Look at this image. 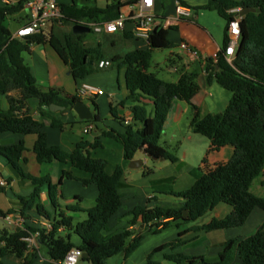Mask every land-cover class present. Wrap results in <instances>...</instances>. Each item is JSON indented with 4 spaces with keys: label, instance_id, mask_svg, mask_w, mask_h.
Listing matches in <instances>:
<instances>
[{
    "label": "trees",
    "instance_id": "16d2710c",
    "mask_svg": "<svg viewBox=\"0 0 264 264\" xmlns=\"http://www.w3.org/2000/svg\"><path fill=\"white\" fill-rule=\"evenodd\" d=\"M25 1L22 0L13 7L5 6L0 1V92L7 95L12 91L20 92V97L17 98L8 95L9 109L0 108V133L36 134L34 152L38 162H70L88 173L89 177L80 179L72 171L64 170L62 179H78L85 185L94 184L98 188V196L91 208L84 209L79 205L69 204L61 210L59 199L62 197V179L59 183H53L50 175L38 177L30 174L26 169L24 152L27 148L24 141L0 146V155L7 160L14 175L28 180L34 187L30 195L18 196L20 213L26 218L25 226L20 231L0 228V257L15 256L22 264H36V257L41 253L47 261L39 264H61L67 253L73 247H78L88 254L81 260L89 264H110L109 259L120 253H124L127 258L140 246L144 231H138L137 228L110 231L109 228L110 219L122 206L123 195L119 187L124 177L123 166L118 165L113 173H108V160L92 155L93 149L102 146L99 141L82 140L73 151H67L59 145H50L45 121L36 119L30 113H23L30 99H37L40 107L50 108L52 104L65 106L62 114L72 110L74 103L81 100L76 94H66L60 88H42L37 84L23 57V53L29 51L32 44L49 43L68 65L75 79H84L97 69L98 61L104 56L101 44L87 46L84 41L87 34H75L73 29L56 31L55 27L47 33L11 39L12 32L6 20L23 10ZM91 1L72 0V4L60 2L67 15L64 24H73L81 19L109 21L118 17L126 4L121 0H112L105 7H99L97 4H90ZM178 1L189 6L184 0ZM247 6L260 11L249 12L242 17L240 41L230 62L225 55V48L229 43L228 25L239 14L230 10ZM194 8L216 11L227 20L224 47L216 57H207L205 65L206 82L215 81L232 92L231 100L223 112L202 114L193 102L200 90L198 73L183 71L176 82H171L149 71L154 50L175 47L168 37V29L157 26L148 39V48L144 50L135 49L111 56L117 69L126 68L128 99L140 102L142 97L149 96L153 98L155 105L152 118L146 116L141 105L136 104L132 108L133 118L141 123L140 127L126 125L124 133L105 132L122 143L126 160H132L144 145L153 156L172 161L177 159L160 145L168 113L177 99L188 102L192 109V130L210 140V148L203 163H206L209 153L226 145L235 147L234 155L226 163H218L207 169L190 187L170 193L182 199V202L154 207L138 205L128 213L132 215L130 225L144 224L145 230L158 233L173 223L180 226L183 222H196L221 203L232 207L231 212L224 217H213L203 225L180 231V238L156 247L154 252L166 248L175 249L185 244L182 237L189 232L194 234L191 238L194 240L201 231L211 232L242 226L255 208L264 210V196L256 195L251 190L254 180L264 173V0H206L204 5ZM94 106V118L88 121L97 122L100 115L98 105L94 103ZM48 114L46 110H41L42 116ZM115 116L117 117L116 114ZM69 124L50 116L52 127L64 129ZM11 180L12 178H8L7 183ZM45 185L49 187L50 201L56 209L54 212L46 210L40 201ZM4 189L5 187L0 186V191ZM33 209L51 221L50 229L42 225L34 227L29 223L32 217L28 212ZM186 210L187 216L184 214ZM78 212H83L86 217L75 222L71 213ZM7 214L9 213L0 210V215ZM64 230L68 232L66 235L62 234ZM36 232H39L37 246L30 249L24 237ZM71 232L79 237V245L72 241ZM168 258L185 264H264V223L250 235L228 239L215 261L209 262L204 255L188 256L182 253Z\"/></svg>",
    "mask_w": 264,
    "mask_h": 264
},
{
    "label": "crops",
    "instance_id": "0c3cea01",
    "mask_svg": "<svg viewBox=\"0 0 264 264\" xmlns=\"http://www.w3.org/2000/svg\"><path fill=\"white\" fill-rule=\"evenodd\" d=\"M59 1L72 4V0ZM111 1L95 0L99 7H105L107 2ZM121 1L126 4L121 8L120 14L133 15L138 9L137 5H135L137 0ZM184 1L193 11L191 18H180L177 15L178 0H156L155 6L152 9L157 17L159 26L168 29V37L175 44L174 50L170 49L167 56L169 63L168 79H162L176 82L183 71L198 73L200 90L194 96L193 102L200 108L202 114L223 112L231 100L232 92L215 81L207 83L205 78L206 61L194 57L190 52L183 50L180 44L187 42L192 47L198 49L204 57L213 56L224 47L227 20L216 11L194 8L204 5L206 0ZM25 17V9L12 16V18L19 21V26L23 24ZM126 28L125 31L116 33L103 32L106 39L99 42L104 55L102 58L111 59V56L116 54L120 55L135 49L144 50L148 48V41L134 37L132 32L133 24L131 22L128 23ZM10 30L12 33L15 32L11 28ZM23 57L25 63L35 76L37 84L42 88L57 87L62 89L66 94H77L78 86L82 82H88L104 90V94L98 95L92 100H85L87 104H90L93 112H95L94 103H96L98 105L97 111L100 115L99 121H91L94 127L87 132H85V128L90 121L80 119L73 109L62 114V110L53 111L51 108L40 107L37 99H30L24 107L23 113H30L36 119H43L45 121V130L50 145H59L67 151H73L76 144L82 140L89 142L99 141L102 143V146L93 149L92 155L96 158L108 160L106 168L108 173H113L118 165L123 166L124 177L119 187V191L123 195L122 206L117 214L110 219V231H119L125 228H137L139 231L142 224L130 225L129 223L132 215L128 213L133 208L138 205L154 207L156 205H173L182 202V199L174 197L170 193L190 187L207 169L212 168L218 163H226L234 155L235 147L226 145L219 150L209 153L206 163H203L206 153L210 148V140L205 136H198V133L192 130L190 126L193 114L192 109L188 102L177 99L172 103L168 113L164 127L165 133H163L165 135L162 134L160 138V145L170 153L173 154L169 148L173 147L175 149L176 154L174 155L177 159L172 161L165 158L155 159L149 157L145 153L147 146L144 145L133 158L140 162L131 163L133 159L126 160L124 158L122 143L114 137L108 136L105 132L124 133L126 125L140 127L141 123L135 119L126 123L128 116L134 117L132 108L136 104H139L144 107L146 116L152 118L155 113V105L153 98L149 96L142 97L140 102L128 99L129 89L126 83V68L108 70L111 67L106 69H99L97 67L96 70L98 71H107L100 75L92 73L84 79H75L68 65L64 63L49 43L32 44L30 50L23 53ZM8 95L17 98L20 97V92L12 91ZM8 95L0 92V108L4 110L10 108ZM42 109L49 113L48 116L41 115ZM49 115L70 124L64 129L52 127ZM36 139V134L22 135L4 132L0 133V146L14 145L24 141L27 148L24 152V157L27 159V171L38 177L50 175L53 183L60 182L64 170L72 171L80 179L89 177L88 173L74 167L70 162L54 160L48 163H39L34 152ZM0 176H3L6 180L12 178L4 191H0V210L4 213H9L7 215L12 216L14 223L20 226L17 218L22 214L20 213L21 203L18 196L25 197L30 195L34 187L28 180L14 175L7 160L1 155ZM178 183H187V186L185 188H177ZM60 188L62 193V197L59 199L61 210H64L65 206L69 204L79 205L84 209H88L96 203L98 188L94 184L85 185L78 179L63 178ZM251 190L256 195L264 196V173L254 180ZM75 197H79L80 199H76ZM40 201L49 212L56 211L50 201L48 185L43 186ZM231 210L232 207L230 205L221 203L196 222L171 228L166 233L153 234L146 231L140 246L130 257L126 258L124 253H120L113 256L110 260L114 259L115 264H148L149 261L151 264H171L170 262L176 261L168 258V256L173 257L178 253H182L188 256L204 255L206 259L208 258L207 260L213 261L228 239L239 235L251 234L260 224L264 223V210L255 208L242 226L211 232L201 231L196 240H191L194 234L189 232L182 237L186 243L175 249L166 248L159 252H154V249L164 243L180 238V231L190 229L195 225H203L213 217H224ZM28 214L32 217L29 220L32 226L43 225L45 218L38 214L36 209L29 211ZM71 215L74 217L75 222L81 221L86 217L83 212L71 213ZM141 231H145V226L142 227ZM67 233L65 230L62 231L63 235ZM204 234L207 236L204 237ZM75 244L79 245L80 242ZM38 255L36 257V264L47 261L41 253ZM0 264L22 263L15 256L8 255L0 257ZM79 264L89 263L80 260ZM176 264L185 263L176 262Z\"/></svg>",
    "mask_w": 264,
    "mask_h": 264
},
{
    "label": "built area",
    "instance_id": "2783aa9c",
    "mask_svg": "<svg viewBox=\"0 0 264 264\" xmlns=\"http://www.w3.org/2000/svg\"><path fill=\"white\" fill-rule=\"evenodd\" d=\"M1 3L8 7H13L18 5L22 0H0ZM156 0H137L135 5L138 9L133 15L120 14L118 17L109 21H89L85 19L78 20L75 24H81L88 26L90 31L95 33H116L120 31H125L128 23L133 24V35L138 39H143L148 41L153 30L159 26L156 15L153 13ZM23 9L26 10V17L23 24L18 27V29L11 34V39H23L26 36L47 33L52 30V28L64 26L65 20L67 18L66 13L59 0H26L24 2ZM231 12H240V8H233ZM192 9L186 5L178 4L176 13L181 17L191 18ZM243 16L239 14L230 21L228 25V36L229 43L225 48V55L227 59L231 62L235 56L237 46L241 37V20ZM180 47L183 50L190 52L194 57L207 60L200 51L187 42H182ZM218 53L213 56L216 57ZM113 65V61L110 58H102L98 61L97 67L99 69H106ZM104 94V90L100 87L88 83L82 82L77 89V96L81 100H92L98 95ZM134 118L128 116L126 123H129ZM94 127L93 123L90 121L85 128V132L91 130ZM7 180L0 176V186L6 187ZM6 218L10 222H14L12 216L7 215ZM17 221L20 223V227L23 228L26 223V218L23 215H19ZM45 228L50 229L52 224L51 221L45 219L43 225ZM39 232L31 233L24 237V240L28 243V247L33 249L37 246V237ZM83 257V251L78 247H73L66 255L61 264H79L81 258Z\"/></svg>",
    "mask_w": 264,
    "mask_h": 264
},
{
    "label": "rangeland",
    "instance_id": "374dc122",
    "mask_svg": "<svg viewBox=\"0 0 264 264\" xmlns=\"http://www.w3.org/2000/svg\"><path fill=\"white\" fill-rule=\"evenodd\" d=\"M90 4H96V2L95 1H91L90 2ZM21 12V11H20ZM19 13V12H18ZM12 16L13 15H11V16H9L8 17V19L6 20V24L8 25V27L9 28H11L13 31H16L17 29H18V26H19V21H17V20H15L14 18H12ZM74 24V23H73ZM73 24H69V25H65L64 24V26H62V27H56V31H60L61 29H72V27H73ZM86 35V34H85ZM106 39V36H105V34H103V33H95L94 31H90V32H88L87 33V35H86V37L84 38V41H85V44L86 45H97V43H99L100 41H102V40H105ZM170 49H173L174 50V48H165V49H159V50H154L153 51V53H152V59H151V65H150V68H149V70L150 71H152V72H154V73H156L158 76H160V78H167L168 79V74H169V70H168V61H167V56H168V54H169V50ZM113 66V65H112ZM111 66V68L110 69H108V70H116L117 68L115 67V66H113L112 67ZM107 70H105V71H98V70H95L94 72H93V74L94 73H96V74H102V73H105ZM95 85V84H94ZM97 86V85H96ZM84 102H85V100H83ZM163 133H165V132H163ZM163 135H165V134H163ZM198 136H200V137H202V135L201 134H197ZM206 139V138H205ZM164 144V143H163ZM165 145V144H164ZM170 150H171V152H173V154H176V151H175V149H173V147H171V148H169ZM177 188H185L186 186H187V183H178L177 184ZM173 196V195H172ZM175 197V196H174ZM190 223H193V222H190ZM190 223H182V224H180V226H177V224L176 223H173L169 228H167V229H164V230H162V231H160L161 233L162 232H168V231H170L171 230V228H174V227H181V226H185L186 224H190ZM150 232V231H148V230H145L144 231V237H145V232ZM160 232H158V233H160ZM154 234V233H153ZM155 234H157V233H155ZM206 234V233H205ZM203 235L204 237H206L207 235ZM252 234V233H251ZM66 235V234H65ZM248 235H250V234H248ZM194 236V235H193ZM71 239H72V241L74 242V243H78V242H80V239H79V237L75 234V233H73V232H71ZM207 239V238H206ZM194 240H196V239H194ZM203 244H204V242H202ZM132 255V254H131ZM130 255V256H131ZM129 256V257H130ZM206 258V257H205ZM217 258H218V255H217V257H216V259L215 260H217ZM110 259H112V257L110 258ZM109 259V263H112V264H115L114 263V259L111 261ZM208 259V258H207ZM215 260H213V261H215ZM209 261V260H208ZM210 262V261H209ZM212 262V261H211ZM171 264H176V262H170ZM120 264H123V263H120ZM199 264H202V263H199Z\"/></svg>",
    "mask_w": 264,
    "mask_h": 264
},
{
    "label": "water",
    "instance_id": "95a60500",
    "mask_svg": "<svg viewBox=\"0 0 264 264\" xmlns=\"http://www.w3.org/2000/svg\"><path fill=\"white\" fill-rule=\"evenodd\" d=\"M255 11H260V9H256L254 7H251V6L241 7L239 15L244 16V15L248 14L249 12H255ZM73 32L75 34H86V33L90 32V28L88 26H84L81 24H74ZM50 108H51V110L55 111V110H65L66 107L62 106V105L52 104L50 106ZM73 110L77 113L79 118L82 120H92L94 118V112H93L90 104H87L83 100H79L76 103H74ZM145 153L149 157H153L155 159L158 158L157 156H153L148 151H145ZM160 159H164V158L161 157ZM136 162H140V161L135 160V159H133L131 161V163H136ZM184 214H185V216H187L188 211L186 210ZM143 226H144V224L141 225V227L139 228V231H141ZM0 228L1 229H8L10 231H20L22 229L19 225L15 224L14 222H10L6 218V216H4V215H0ZM87 255H88L87 253H83L84 257Z\"/></svg>",
    "mask_w": 264,
    "mask_h": 264
}]
</instances>
